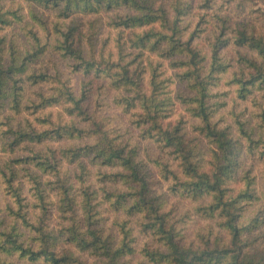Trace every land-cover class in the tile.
Returning <instances> with one entry per match:
<instances>
[{"label": "trees", "instance_id": "16d2710c", "mask_svg": "<svg viewBox=\"0 0 264 264\" xmlns=\"http://www.w3.org/2000/svg\"><path fill=\"white\" fill-rule=\"evenodd\" d=\"M248 1L0 0V264H264V186L238 175L243 155L264 163V16ZM221 82L254 95L256 138L234 111L220 126Z\"/></svg>", "mask_w": 264, "mask_h": 264}, {"label": "rangeland", "instance_id": "374dc122", "mask_svg": "<svg viewBox=\"0 0 264 264\" xmlns=\"http://www.w3.org/2000/svg\"><path fill=\"white\" fill-rule=\"evenodd\" d=\"M247 7H252L254 9L260 10V12L264 16V0H249L246 3ZM43 16L47 18V21H51L53 19V13H43ZM196 21V17L193 18V24ZM255 24H260L259 22H254ZM205 38H210L208 36V33H204L201 35L200 42L204 43V50H207V41H205ZM240 53H246L247 55H251L248 53L246 50L240 49L238 50ZM227 55L231 58V64L232 68L230 69V72H239V69L237 68V54L236 51L233 48H228ZM52 61L55 66L56 70L59 72L61 75V78H69L71 84L77 86L79 83L80 76H78L75 73H71L70 68L67 67L66 61L51 55L50 53H46L43 58L41 59L40 65H43L45 68L50 72H52L55 68H51ZM229 72V73H230ZM222 86L224 85L223 82H221ZM224 87L225 92L227 91L226 97L224 98V101L226 102V105L224 106L223 109L220 110L219 115H221V123L220 126H225V125H232V118L230 115V112L233 113H239L241 120L244 121L246 120L248 123L247 128H253V137L256 138L258 133L260 132V129L258 126L260 125V119L258 118L259 115L261 114V109H258L255 107L253 100H254V95L248 96L247 99L240 100L236 98L234 92H233V87ZM28 95H25V98H27ZM256 99L259 100V96H256ZM92 107V105L90 106ZM264 108V104H263ZM39 112V111H37ZM37 112L33 115H28L26 118H28L30 121L36 116H38ZM178 113H181V110H178ZM99 114H106V115H119L118 110L112 109V108H106V107H100L99 109ZM264 115V114H263ZM18 117V116H17ZM183 117L186 118L183 114ZM25 118V117H24ZM172 119H175V115H173ZM42 145H38L37 148H41ZM154 151V148H152ZM24 154L21 151L15 152L13 155H6L4 157L5 161L10 160V158L16 157L19 158L23 156ZM241 168L238 172V175L240 176L242 172L245 171H250V175L254 177L256 186L261 187L264 186V176L262 169L264 168V163H261L260 161L256 159H251L248 158L246 155H243V159L241 160ZM161 190H164L163 184H161ZM167 204L166 208H169L170 206H174V208H177L179 210H183L186 208H189V205H187V202L178 199L177 196H174L172 194H169L167 197ZM170 205V206H169ZM109 222V221H108ZM205 226L204 222L202 220H199L195 217H193L192 220H188L187 226H186V232L189 236L194 237V235L201 229H203Z\"/></svg>", "mask_w": 264, "mask_h": 264}]
</instances>
